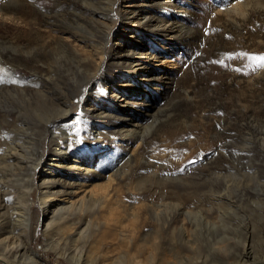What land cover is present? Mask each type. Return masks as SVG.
I'll use <instances>...</instances> for the list:
<instances>
[{
	"label": "rangeland",
	"instance_id": "374dc122",
	"mask_svg": "<svg viewBox=\"0 0 264 264\" xmlns=\"http://www.w3.org/2000/svg\"><path fill=\"white\" fill-rule=\"evenodd\" d=\"M258 57L264 0H0L13 264H264ZM63 112L71 146L32 167Z\"/></svg>",
	"mask_w": 264,
	"mask_h": 264
},
{
	"label": "bare ground",
	"instance_id": "6f19581e",
	"mask_svg": "<svg viewBox=\"0 0 264 264\" xmlns=\"http://www.w3.org/2000/svg\"><path fill=\"white\" fill-rule=\"evenodd\" d=\"M86 91V90H85ZM82 93L81 98L76 101L78 103H80V106H82V113L83 116L85 117L86 115V111L84 109L85 107V103L89 98L90 93H88L86 95V92ZM84 102V104H83ZM88 102V101H87ZM56 107H59V103L54 102L53 103ZM81 108V107H80ZM69 115H66V112H63L59 115H57L56 117L52 118V119H48L45 121L44 124H42L40 126L41 132H43V143L41 145H39V149L40 152L35 160V163L32 165V167L37 168V166H39V164H41V162L44 159V153L43 152V147L42 145L45 142H50V143H54L57 145L56 148V157H60L61 152H63V150H66L67 148H69V146H71L70 142H71V137H68V132L63 131V132H58L57 130H55L58 127V124L60 122H63L64 120H66L68 118ZM27 138V134L24 133V130L22 128H17L14 132L10 133V139L12 140V143H14L13 148L11 147V152L4 155L2 157V154L0 155V264H13L14 261L12 260V258H16L19 256V254H21V246L18 243V238L15 239V235L14 233L17 232V230L19 229V225L18 222L17 223H13V221H17L19 215L17 212H19V205L17 203H10V201H8V196H7V192L6 190L9 188V185L11 184L12 180L10 179V176L13 175V170L16 169V167H13L15 164L14 162L17 161L19 165H21L20 163H25V165L29 164V160L24 159V157H20L18 155V145L17 143H19L20 145V141L21 139ZM56 159V158H54ZM52 159V160H54ZM2 160H3V164L4 167L2 168ZM54 162V161H53ZM54 163H52L53 165ZM19 167V166H18ZM10 169L12 171V173H10ZM31 169V166H30ZM51 168H47V170H49ZM31 173L33 172V170L31 169L30 171ZM33 182L34 185L37 184L35 182V176L33 175ZM46 181V177L44 176L42 178V182L44 185L47 184ZM57 184H52V186L48 189H46L45 191L41 190L39 188V191L41 192V194L44 196L42 198L43 204H46V209L48 210V204L51 202L49 201V197L50 195L48 194V192L53 189ZM33 188V187H32ZM39 192V193H40ZM19 221V220H18ZM8 233V236H5V234ZM17 237V236H16ZM7 241V251L5 250V252L2 253V244H4V242ZM5 245V244H4ZM75 264H80V260L76 259V261H74Z\"/></svg>",
	"mask_w": 264,
	"mask_h": 264
},
{
	"label": "snow or ice",
	"instance_id": "6c2138e0",
	"mask_svg": "<svg viewBox=\"0 0 264 264\" xmlns=\"http://www.w3.org/2000/svg\"><path fill=\"white\" fill-rule=\"evenodd\" d=\"M257 59L264 61V57H258ZM0 82H3L2 80H0Z\"/></svg>",
	"mask_w": 264,
	"mask_h": 264
}]
</instances>
